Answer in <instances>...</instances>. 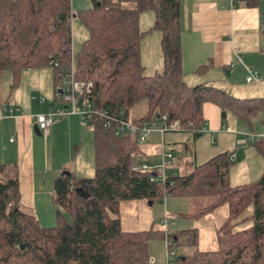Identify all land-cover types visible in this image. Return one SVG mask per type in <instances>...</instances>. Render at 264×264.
<instances>
[{
	"label": "trees",
	"instance_id": "obj_1",
	"mask_svg": "<svg viewBox=\"0 0 264 264\" xmlns=\"http://www.w3.org/2000/svg\"><path fill=\"white\" fill-rule=\"evenodd\" d=\"M91 7L72 13L71 0H0V84L11 73V89L20 83L23 71L50 68L60 86L71 61V18L87 31V39L75 56L74 79L91 83L83 95L93 109L117 115L135 106L145 114L136 123L155 124L165 117L177 123L180 132L199 134L204 125L202 109L212 104L231 112L251 126L252 118L264 115V99L238 100L224 91L198 84L188 86L182 75L179 0H90ZM260 0H236L234 4L256 7ZM152 12L154 22L147 32L160 33L163 60L161 72L144 76L139 17ZM208 65L196 68L203 74ZM94 174L76 179L62 173L53 184L55 225L42 227L20 209L18 182L4 175L0 181V264H148L151 241L182 239L195 247L196 231L127 232L119 219L123 202H163L168 198H212L209 204L181 215L198 220L227 205L228 216L216 229V250H195L183 256V264H264V171L253 182L231 186V154L224 152L185 174H171L157 181L159 172H132L141 150L131 136L115 137L95 118ZM167 133V132H166ZM264 161V138L252 145ZM184 148H188L186 145ZM0 172H3L0 168ZM81 188L87 198L76 193ZM251 209L250 213H244ZM67 214L69 219L65 217ZM245 228L238 229L246 225ZM21 246L23 248L21 249Z\"/></svg>",
	"mask_w": 264,
	"mask_h": 264
},
{
	"label": "crops",
	"instance_id": "obj_2",
	"mask_svg": "<svg viewBox=\"0 0 264 264\" xmlns=\"http://www.w3.org/2000/svg\"><path fill=\"white\" fill-rule=\"evenodd\" d=\"M179 2L181 67L186 85L216 87L238 100L264 99V0H260L256 7L232 5L230 0ZM87 4L91 5L90 0H83L82 6L77 3L76 9ZM146 13L139 17V30L140 20L144 18L145 21L144 30H140L145 32L144 36L150 34L147 31L154 22V17L146 21ZM201 65H208V68L202 75L196 74V68ZM249 73H255L257 80L246 82ZM60 90V86L55 84L52 69H31L22 72L19 86L10 89V96L4 95L10 97V104L0 100V113L3 108L18 110L13 116L0 117V168L3 170L0 172V181L5 179L4 175L17 179L20 209L33 215L44 228L55 225L54 180L65 172L73 174L76 179L90 178L94 174L93 131L80 125L79 115H55L46 131H39L38 135L34 130V116L48 111L59 112L69 107ZM235 90L241 94L235 96ZM219 110L215 105L204 104V130L200 133L214 134L221 131ZM257 116L262 118L264 126L262 113L252 118L251 126L246 124L255 131L249 134L255 139L257 136L264 138V131L254 123ZM128 119L134 121L136 118ZM244 134L237 133L235 137L236 151L230 153L224 151L226 148L218 150V154H231V186L253 182L264 171V161L252 146L253 143H242L246 136ZM138 146L140 148L141 145ZM209 155L211 157L213 152ZM169 230L174 233L183 231L179 228Z\"/></svg>",
	"mask_w": 264,
	"mask_h": 264
},
{
	"label": "rangeland",
	"instance_id": "obj_3",
	"mask_svg": "<svg viewBox=\"0 0 264 264\" xmlns=\"http://www.w3.org/2000/svg\"><path fill=\"white\" fill-rule=\"evenodd\" d=\"M72 1H74V7H72ZM89 1V0H87ZM82 6L83 0H71V11L76 13L81 10H85L91 7L90 4L76 9V5ZM91 3V2H90ZM80 8V7H79ZM147 19L150 20L153 16L152 12H147ZM183 16L185 13L183 11ZM71 56L72 62L75 64V56L80 50L81 44L87 39V31L83 24L77 18H71ZM144 18L140 20V30L145 28ZM141 64L144 67V76L149 77L156 72H161L163 66L161 48H160V33L150 32L143 37L140 45ZM3 74L2 82L0 84V100L3 99L6 103L10 104V97H4V95H11V73L5 72ZM3 92V98L1 93ZM225 92V91H224ZM227 93V92H226ZM235 96L240 95L238 90H235ZM234 96V95H233ZM236 98V97H235ZM65 103V102H63ZM219 119L221 131L213 133H199L197 135L184 132H167L163 135L158 132L150 133L145 140V143L140 146V154L135 157L136 164L143 162L149 166H160L162 164V154H171L172 159L164 160V172L165 176L171 174H185L192 170L194 164L200 165L205 163L209 158L218 154L220 151L234 152L237 149L235 144V137L237 133L251 134L255 132L248 128L246 124L242 123L237 116L231 112L223 113L219 110ZM145 114L144 106H135L129 112L130 118H138ZM259 116V115H258ZM254 119L255 126H259L264 131V126L259 116ZM159 125L160 122H155ZM154 125V123H153ZM90 131V130H89ZM88 131V132H89ZM91 133V132H90ZM256 134V133H255ZM43 137V135H41ZM262 138L261 136H257ZM184 144L187 145V149L183 148ZM209 157V154H212ZM211 152V153H210ZM215 152V153H214ZM195 153V155H194ZM162 180V174L158 175L157 181ZM234 184V183H233ZM232 185V184H231ZM235 186V185H233ZM212 198H193V199H173L168 198L165 201L159 202L155 200L153 202H123L120 206L119 219L121 222V228L127 232H140L149 230L163 231L165 229H176L183 231H196L197 241L195 247L184 246L185 242L182 239L175 245L173 259L169 264H183L180 259L183 256H190L195 250H216L217 245L215 241V230L226 220L228 216L227 205L218 207L216 210L205 215L204 217L196 220L188 219L181 215H186L194 210L199 209L212 202ZM56 205L54 204V212L56 214ZM251 209L249 208L244 215L249 214ZM69 219L67 214H64ZM170 218L171 223L166 226L160 222L163 218ZM51 225V223L49 224ZM43 226V225H42ZM243 225L238 229L245 228ZM53 227V225H51ZM47 228H50L47 225ZM166 243L163 241H151L149 243V256L150 260L154 261V264H164L166 260Z\"/></svg>",
	"mask_w": 264,
	"mask_h": 264
},
{
	"label": "built area",
	"instance_id": "obj_4",
	"mask_svg": "<svg viewBox=\"0 0 264 264\" xmlns=\"http://www.w3.org/2000/svg\"><path fill=\"white\" fill-rule=\"evenodd\" d=\"M236 0H230L233 5ZM75 66L72 62V56L69 66V71L66 73L63 78L61 84L62 98L69 104V107L65 110H61L59 112L48 111L46 113H41L34 116L35 124L40 132L46 131V129L53 123V118L55 115H64V114H74L79 115L80 125L86 128L91 127L95 118H99L104 121V128L106 130H111L115 137L120 136H131L136 139L138 145H143L145 143L146 137L152 132H158L163 135L166 132H180L181 129L178 127L177 123H172L167 125L165 123V117L162 118L164 123L149 124L147 122L136 123L134 121H130L127 117H125L123 112L118 113L117 115H110L107 112L97 111L93 109L91 104L88 101L83 99V95L87 94L91 90V83H79L74 79ZM257 80V75L255 73H249L246 77V82L250 83L252 81ZM82 99L80 105H77L78 100ZM40 102H43V99H40ZM18 112L17 109L14 108H3L0 113V117L4 115L13 116ZM204 128L200 130L202 132ZM255 141V137L253 135H247L244 137L242 143H253ZM172 159L171 154H162V164L158 166H149L145 163L134 164L131 167L132 172H145V171H156L159 172V175L162 174V180L165 178L164 172V160ZM162 225L166 226L171 223L170 218H163L160 222ZM167 246L166 250V260L164 264H169L170 260L174 261L172 258L174 255V251H172V245L170 242H165ZM148 264H154L153 260H149Z\"/></svg>",
	"mask_w": 264,
	"mask_h": 264
},
{
	"label": "water",
	"instance_id": "obj_5",
	"mask_svg": "<svg viewBox=\"0 0 264 264\" xmlns=\"http://www.w3.org/2000/svg\"><path fill=\"white\" fill-rule=\"evenodd\" d=\"M59 93L62 94V91L60 90ZM81 102H82V99H79L77 105H80ZM34 130L37 132L38 135L40 134L37 126L34 127ZM197 136H199V135L197 134ZM65 173L67 174L68 172H65ZM76 193H78L83 198H87L88 197L87 194L81 188H77L76 189ZM22 248H23V246H21V249Z\"/></svg>",
	"mask_w": 264,
	"mask_h": 264
}]
</instances>
